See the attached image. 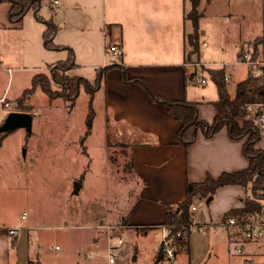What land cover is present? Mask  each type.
<instances>
[{
	"label": "rangeland",
	"instance_id": "rangeland-1",
	"mask_svg": "<svg viewBox=\"0 0 264 264\" xmlns=\"http://www.w3.org/2000/svg\"><path fill=\"white\" fill-rule=\"evenodd\" d=\"M246 3L249 21L257 33L262 15L261 0H246ZM6 4L5 1L0 2V16L5 21L4 26H0V98L7 100L10 107H4L0 102V124L9 111L20 109L15 101L25 88L30 87L31 77L42 72L50 78V70L54 68L58 71L61 66L59 61L66 60L68 56L65 49H45L43 45V20L49 18H46L44 6L38 11L41 19H36L29 10L23 16L20 27H12L7 21ZM197 10L200 12L199 7ZM100 11L108 17L110 0H95L94 8L87 13L93 14L91 20L94 22L99 20ZM186 12H190L189 6ZM102 28L107 34L104 43L108 47L111 42L109 29L107 25ZM80 31H76V34ZM222 31L218 28L211 33L212 42H207V52H202L200 40V60L196 54L188 56L189 69L193 71L199 67L200 70L201 65L195 63L204 60L235 59L231 55V43ZM92 38L93 46L104 49L101 35L93 33ZM53 39L57 42L55 37ZM72 39L79 47L81 43H78L77 37L73 36ZM214 45L225 47L224 52L214 50L212 53ZM87 59L84 61L89 63L100 61L97 56ZM225 72L231 76L226 88L232 97L237 83L248 74V70L243 64L227 65ZM68 74L93 80L96 70L75 67L70 68ZM88 82L94 86V81ZM257 84L264 85V81L252 79L250 86ZM50 85L53 91L62 90V86L54 81ZM83 86L73 104L60 97L50 101L44 92L36 88L22 101L32 108L30 132L18 127L1 138L0 264H28L29 259H32L29 264H88V259L92 258L97 264L107 263L106 247L100 245L95 249L92 245L88 246L83 236L100 222L120 223L118 219L126 214L128 205L134 200L137 180L126 167L129 152L125 139L120 138L117 132L118 125H109L112 133L108 138L110 146L106 145L102 90L94 97L95 116L91 131L83 142L80 141L85 131L89 97ZM203 87V84L195 86L198 91ZM204 88L216 90L211 79H207ZM245 120V114L237 118L240 125ZM260 140L263 138L259 136L257 142ZM76 182L80 183L77 192L74 191ZM254 193L261 200L259 208L264 207L263 189H256ZM251 196L250 190L245 198L250 199ZM22 214H25L24 218H21ZM107 217L108 220L105 219ZM17 227V236L13 240V236L4 229ZM224 238L221 230H191L189 253L180 249L173 264H187L188 261L190 264H227L229 250L225 248ZM149 243L146 247H138L139 254L135 261L126 250L123 253L120 251L117 257L124 264H169L166 258L155 262L154 248L152 242ZM230 254L233 255L230 257L232 261L242 263V256Z\"/></svg>",
	"mask_w": 264,
	"mask_h": 264
},
{
	"label": "crops",
	"instance_id": "crops-1",
	"mask_svg": "<svg viewBox=\"0 0 264 264\" xmlns=\"http://www.w3.org/2000/svg\"><path fill=\"white\" fill-rule=\"evenodd\" d=\"M94 2L95 0H42L40 9L44 6L46 18L49 17L56 24V43L74 48H71L73 61L70 68H94L96 76L98 72H102L100 83L92 93H85L89 97L91 95L93 109L95 95L99 90L104 93L106 138L107 131H110L109 125L115 124L118 125L119 136L132 140L127 149L133 162L134 170L131 171L137 180L135 196L117 224L126 225L119 252L128 251V255L135 261L139 254L138 247H146L149 242H152L153 252L157 256L160 244L168 232L163 224L166 205L185 199L188 182H199L207 176L217 177L221 172L236 171L247 166L248 158L242 151L245 138L232 139L223 127L210 137L198 132L193 143L185 150L176 143V131L180 122L167 112L166 106L152 102L138 83L124 82L119 67L106 68L112 63L120 65L128 78H143L153 91L168 100L186 99L198 102V117L210 122L216 113L212 102L217 98V91L204 88L207 79H210L206 72L200 71L199 67L193 71L189 69V48L185 39L186 34L192 30V24L184 18L189 6L188 0H110L108 17L105 12L100 11L99 20L93 22V14L87 12L94 8ZM6 5L8 10V2ZM198 7L201 12L198 35L199 42L202 41V52L208 51L207 42H212L211 33L218 28L223 30L225 38L231 43L230 51L235 59L246 48L247 42L254 40L259 34V28L255 33L249 21L246 0H199ZM4 24V17L0 16V26ZM9 25L12 26L10 23ZM106 25L110 44L116 43L122 52L117 62L113 61L114 55L105 50L107 45L104 40L107 34L101 28ZM78 30L81 31L76 34ZM93 33L101 35L104 49L93 46ZM73 36L81 43L79 47H76ZM224 49L225 47L214 45L212 53L214 50L223 53ZM200 53L199 48L196 55L198 59ZM94 56L100 61H84L87 58L93 59ZM234 60L201 62L225 63ZM193 74L205 77L206 82L201 91L195 88L202 84L193 82ZM228 75L231 79L230 74ZM96 76L93 80H87L94 81ZM142 141L147 142L141 143ZM256 146L264 149V141L260 140ZM247 194L248 189L240 185H225L216 189L209 202L195 196L192 204L195 205L196 221L203 224L202 228L212 232L221 230L224 233L222 229L214 228V224L227 210L240 206L242 198ZM105 219L108 220V217ZM103 225L116 223L106 221L94 227L90 225L93 227L92 231L83 236L88 246L92 245L95 249L100 245L105 247L107 236ZM16 236L12 237L13 240ZM189 236L190 234L187 241L177 248L175 257L169 259V264L174 263L180 249L189 253ZM224 245L227 249L226 235ZM253 245H246V251L254 250L251 247ZM228 254L227 264H237L230 259L233 255L229 251ZM118 257L114 264H124ZM30 262L32 259H29L28 264ZM88 264H97V261L94 258L88 259Z\"/></svg>",
	"mask_w": 264,
	"mask_h": 264
},
{
	"label": "trees",
	"instance_id": "trees-1",
	"mask_svg": "<svg viewBox=\"0 0 264 264\" xmlns=\"http://www.w3.org/2000/svg\"><path fill=\"white\" fill-rule=\"evenodd\" d=\"M8 2L9 7L7 10L8 22L15 27H20L23 16L31 10L36 19H41L38 11L41 6L42 0H0V2ZM190 12L184 13V18L191 21L192 30L186 34V43L188 45V54H198L199 51V35H198V23L201 16V12H198L199 0H188ZM44 29L42 31L43 45L47 49H65L68 51V56L65 61H60V67L58 71L54 68L50 70V78L42 73H35L31 77L30 87L25 88L20 96L16 99L17 106H20L19 111H27L31 113V106L22 103L25 100V96L32 93L36 88H39L44 92L48 99L51 101L57 97L62 98L64 101L74 103L79 89L82 85L84 91L87 94H91L95 87L100 83L102 78V72H98L96 79L94 80V86H92L87 78L79 75H69L70 63L73 61V50L65 45L57 44L54 42V35L56 32V24L51 19L43 20ZM259 41L256 39L252 42L254 48V54L257 53ZM117 66L121 70V78L124 82H136L146 92V95L152 102L162 103L166 106L167 112L176 120L180 122L179 128L176 131V143L182 145L185 150L193 143L198 132H201L205 137H210L223 127L226 128L228 135L232 139L244 138L242 151L248 158V164L246 167L236 171H224L217 177L207 176L204 180L199 182H188L186 185L185 199L175 204H167V210L163 224L168 228V232L165 239L170 246H174V256L179 246H182L190 234L189 225L191 224V206L193 198L198 196L200 199H206L212 196L216 189L225 185H240L250 192L252 198H242V204L238 207L227 210L223 216L229 214H245L258 210L261 206V200L255 196L254 191L257 189H264V149L256 147V142L259 140L260 131L253 124L252 121L245 120L243 124H239L238 117H243L245 114V105L250 101L259 100L263 97V85L257 84L250 86L251 80L256 79L247 74V76L239 81L236 85L234 95L230 97L227 92V82L224 80L225 67H209L201 65L200 70L204 71L210 76V79L214 82L217 91V98L212 103L216 108V113L213 119L208 122L198 117V102L189 101L186 99L181 100H168L163 98L155 91H153L141 77L128 78L123 68L116 63H112L108 67ZM195 74H193V77ZM192 77V76H191ZM51 81L58 83L62 86L60 92L53 91L51 88ZM32 114V113H31ZM94 117V109L92 105V97L90 95L88 99V109L85 117V131L80 138V141L86 138L90 133L92 126V120ZM111 135V131H107L106 145L110 146L108 138ZM125 139V146H129L132 143L130 138L120 136ZM1 142V138H0ZM142 141L141 143H146ZM153 142H156L154 140ZM129 170L133 169L132 158L129 156V162L126 166ZM180 231L181 236H176V232ZM166 257L165 245L162 241L159 247V252L156 256V262ZM31 263V262H30Z\"/></svg>",
	"mask_w": 264,
	"mask_h": 264
},
{
	"label": "built area",
	"instance_id": "built-area-1",
	"mask_svg": "<svg viewBox=\"0 0 264 264\" xmlns=\"http://www.w3.org/2000/svg\"><path fill=\"white\" fill-rule=\"evenodd\" d=\"M261 8L260 31L254 39L259 41L256 54H254L255 51L252 46L254 40H252L247 42L246 48L240 52L233 62H200L195 64L209 67L243 64L247 67L250 76L264 81V0H261ZM107 49L114 55L115 59L113 61L117 62L118 57L122 53L120 47L116 43H111L108 47L106 46L105 50L107 51ZM224 80L226 82L230 81L227 73L224 75ZM193 82L205 84L206 80L203 76H195L193 77ZM0 102L4 107H10V103L7 100L0 98ZM245 118L253 122L260 131V137L264 140V93L261 99L250 101L245 105ZM190 210L191 224L189 225V229H201L203 224L195 219L194 204H192ZM24 216L25 214H22L21 218H24ZM102 227L105 229L107 236L105 246L107 264H114L119 253V248L124 241V229L126 225H103ZM18 228H5L4 230L10 236H15L17 235ZM214 228H220L224 231L230 253L242 256V264H264V207L245 214L222 216L214 224ZM113 231L116 232L113 233ZM176 236H181V232H176ZM162 241L165 245L166 257L172 260L175 257V247L168 245L165 237ZM249 244H254V250L246 251L245 246Z\"/></svg>",
	"mask_w": 264,
	"mask_h": 264
},
{
	"label": "water",
	"instance_id": "water-1",
	"mask_svg": "<svg viewBox=\"0 0 264 264\" xmlns=\"http://www.w3.org/2000/svg\"><path fill=\"white\" fill-rule=\"evenodd\" d=\"M32 115L27 111L11 110L4 117L0 124V138L10 133L18 127L25 128L27 132L31 130ZM80 188V183L74 184V191L77 192ZM212 196L206 198L205 202H209Z\"/></svg>",
	"mask_w": 264,
	"mask_h": 264
}]
</instances>
